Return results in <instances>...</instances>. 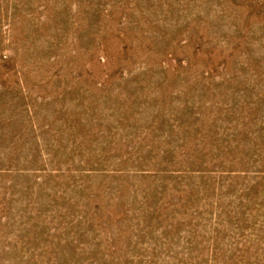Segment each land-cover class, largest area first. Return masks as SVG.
Segmentation results:
<instances>
[{
    "label": "rangeland",
    "instance_id": "1",
    "mask_svg": "<svg viewBox=\"0 0 264 264\" xmlns=\"http://www.w3.org/2000/svg\"><path fill=\"white\" fill-rule=\"evenodd\" d=\"M0 264H264V0H0Z\"/></svg>",
    "mask_w": 264,
    "mask_h": 264
}]
</instances>
